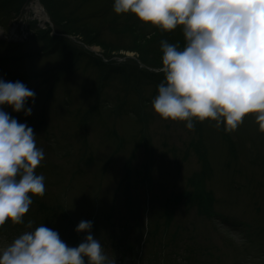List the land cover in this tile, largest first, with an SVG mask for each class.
<instances>
[{
	"label": "rangeland",
	"instance_id": "374dc122",
	"mask_svg": "<svg viewBox=\"0 0 264 264\" xmlns=\"http://www.w3.org/2000/svg\"><path fill=\"white\" fill-rule=\"evenodd\" d=\"M113 5L0 0V79L35 93L25 104L31 115L2 107L36 134L46 188L23 224L0 227V246L44 224L76 247L89 234L78 224L91 221L115 264H264V132L255 114L231 133L210 120L193 118L188 130L162 119L152 107L164 79L161 41L183 47L181 27L161 31ZM147 223L157 232L145 242ZM128 240L134 258L125 256Z\"/></svg>",
	"mask_w": 264,
	"mask_h": 264
},
{
	"label": "clouds",
	"instance_id": "9594fccd",
	"mask_svg": "<svg viewBox=\"0 0 264 264\" xmlns=\"http://www.w3.org/2000/svg\"><path fill=\"white\" fill-rule=\"evenodd\" d=\"M113 9L161 31L181 27L183 47L161 41L164 79L152 107L162 119L186 122L188 130L193 118L210 120L231 133L255 114L264 132V0H114ZM34 98L22 82L0 79V227L23 224L33 197L46 191L36 172L44 160L36 134L2 107L28 116L25 104ZM91 229V221H81L76 232L89 234L70 247L41 224L0 246V264H115Z\"/></svg>",
	"mask_w": 264,
	"mask_h": 264
},
{
	"label": "trees",
	"instance_id": "16d2710c",
	"mask_svg": "<svg viewBox=\"0 0 264 264\" xmlns=\"http://www.w3.org/2000/svg\"><path fill=\"white\" fill-rule=\"evenodd\" d=\"M50 12V11H49ZM51 13V12H50ZM45 32V31H44ZM68 32H65V34H67ZM57 39H59V40H57V43H61V42H63V37H58ZM85 41V40H84ZM98 62V64H101L100 62H102V63H105V64H107L108 62H106L105 60H99V59H97V61H96V63ZM143 113V112H142ZM142 113H141V115H142ZM40 122V121H39ZM41 122H43V121H41ZM142 181H144V185H147V191H149V175H146L145 177H144V180H142ZM149 195V194H148ZM50 207V206H49ZM59 208H61V207H59ZM62 209V208H61ZM45 212L49 215V213L51 214V211H49L47 208H46V210H45ZM67 217L70 219H67L68 221H70V222H72L73 224H75V220L72 218V216L69 214V213H67ZM130 228V230L129 229H126V230H128V232H130L131 231V225H130V223H126V228ZM154 232H157V230L155 229V230H153ZM66 232V231H65ZM69 233H72V232H67V233H64V234H66L69 238L70 237H72V236H70L69 235ZM122 233H124V232H121V234ZM125 235H122V238L124 237Z\"/></svg>",
	"mask_w": 264,
	"mask_h": 264
},
{
	"label": "bare ground",
	"instance_id": "6f19581e",
	"mask_svg": "<svg viewBox=\"0 0 264 264\" xmlns=\"http://www.w3.org/2000/svg\"><path fill=\"white\" fill-rule=\"evenodd\" d=\"M35 11H36L37 14H39V13H44V10H43V9L41 8V6H39V5H37V7H35ZM35 18H36V17H35ZM37 19L40 20L39 17H38ZM40 21H41V20H40ZM12 35H13V37H15V38L19 37V34L15 31V28L12 29Z\"/></svg>",
	"mask_w": 264,
	"mask_h": 264
},
{
	"label": "water",
	"instance_id": "95a60500",
	"mask_svg": "<svg viewBox=\"0 0 264 264\" xmlns=\"http://www.w3.org/2000/svg\"><path fill=\"white\" fill-rule=\"evenodd\" d=\"M1 29H3V26H1ZM2 36V35H1Z\"/></svg>",
	"mask_w": 264,
	"mask_h": 264
}]
</instances>
